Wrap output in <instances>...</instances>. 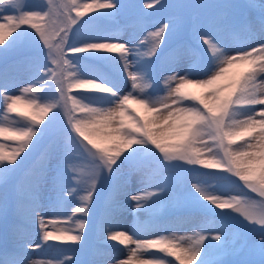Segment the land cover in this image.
Listing matches in <instances>:
<instances>
[{
	"label": "snow or ice",
	"instance_id": "1",
	"mask_svg": "<svg viewBox=\"0 0 264 264\" xmlns=\"http://www.w3.org/2000/svg\"><path fill=\"white\" fill-rule=\"evenodd\" d=\"M155 5L163 7V0H145L142 7ZM120 7L117 0H44L36 8L26 0H0V58L21 49L32 53L0 69V141L11 142L7 150L0 143V187L26 169L58 119L63 125L58 161L50 166L53 154L46 152L27 185L16 186L15 200L0 198V219L12 210L40 234L33 244L13 224L16 243L0 250V264H85L33 259L29 252L68 244L79 251L94 207L98 237L126 251L114 264H264V2L191 5L217 10L212 33L194 29L206 46L203 57L167 43L176 31L171 21L150 30L151 13L139 14L127 40L98 25ZM89 13L95 15L83 19ZM216 33L238 36L235 50ZM21 74L27 81L19 94H10ZM160 86L163 95L156 94ZM173 169L226 180L255 196H225L223 184L194 183L187 202L218 217L222 227L214 233L203 226L184 234L160 231L169 181L157 175ZM134 173L141 174L142 187L129 192ZM48 183L55 193L50 217L40 203ZM121 197L133 202L130 230L115 226ZM153 231L160 234L141 238ZM229 256L241 258L228 262Z\"/></svg>",
	"mask_w": 264,
	"mask_h": 264
},
{
	"label": "rangeland",
	"instance_id": "2",
	"mask_svg": "<svg viewBox=\"0 0 264 264\" xmlns=\"http://www.w3.org/2000/svg\"><path fill=\"white\" fill-rule=\"evenodd\" d=\"M30 8H36L43 4L44 0H26ZM117 2L122 6L118 9L115 17L99 21L98 25L104 29L110 31H118L121 39L127 40L129 33L132 32V24L137 21L139 14L141 12L151 13L146 17L147 27L151 30L157 27L162 21H171L176 25V31L171 36L170 41L167 43L170 46H176L177 44L185 45L191 47L193 52L200 56H205L206 53L204 49L206 48L196 37L195 30L208 31L212 33L214 31L211 20L216 13V9L212 8H195L190 7L191 5H201V4H220V3H234L243 4L247 0H163V7L160 5H155L152 9L143 8L142 5L145 0H117ZM257 4L264 2V0H255ZM95 13H89L83 19L87 20L89 16H94ZM75 27H79L76 25ZM195 29V30H194ZM75 31V29H73ZM216 35L221 36L220 33ZM222 39H226L230 45V50L234 51L236 47V41L239 40L238 36H221ZM22 54H29L26 49L18 50L15 53L10 54L7 59L0 58V69L5 66L12 64L16 59H18ZM81 55V54H78ZM101 71L107 72L108 69L101 66ZM27 81L26 75H19L16 80L9 85L10 94H19V88ZM124 92L130 90V82L126 85H121ZM73 94H77L74 92ZM157 95H163L162 86L158 88ZM258 108L260 106H257ZM51 114H49V117ZM47 123V119L45 120ZM0 143L7 146L11 144L10 141H0ZM63 144V125L57 120L56 127L53 132L46 137L39 147L34 150L33 155L28 162L26 169L19 173L8 185L7 187H0V198L5 195L8 196L10 201L15 200L16 186L18 184L27 185L28 175L37 170L41 163L42 157L46 152L51 151L53 158L50 162V166L54 165L61 154V148ZM149 169H145L148 171ZM201 172H217L219 175H226L225 173H220L218 170L214 169H200ZM140 173H134L131 177V184L129 185V192L133 190H138L142 185L140 184ZM157 178L167 179L169 181V186L167 192L162 198V202L159 206V215L161 217V222L163 228L160 231L167 230V232H176L177 234L191 233L193 230H199L202 226L211 232L219 230L222 225L218 217L215 216H205L197 208L191 206L187 202L188 193L191 191V185L194 183H202L205 185L211 184H223L225 185V190L220 194L228 195H244L245 193L255 196V194L250 193L248 189L241 186L237 188L235 185H231L228 181H217L210 176H202L197 173H186L180 170H171L158 172ZM235 179V178H233ZM242 185V182H241ZM55 193L52 190L50 183L45 184L40 190V203L42 205L41 210L44 212L45 216H51V210L49 208L50 200L54 198ZM107 192L103 193L100 203L101 207L106 203ZM122 209L116 218V227L123 230H130L133 225L136 216L133 211V202L126 199V197H121ZM139 219L148 220L149 217L141 214ZM100 215L97 208H93L90 222L86 231L85 245L79 251L78 245H61V250L42 248L35 251H30L29 256L33 259H43V260H53L57 258L64 259L67 257L68 260H78L83 261L85 264L87 262L98 259L104 262V264H114L115 261L123 259L126 257V251L123 246L117 247H107L98 237ZM16 225L17 235L26 236L27 239L35 244L39 242V231L35 226L24 225L15 216L14 211L10 210L8 218L6 220L0 219V250L5 248L12 249L15 246L16 240L13 238L12 226ZM51 230V229H49ZM160 231H153L141 236V238L148 239L154 238L160 234ZM54 243V242H49ZM114 243V242H112ZM207 246V242H206ZM238 256H229L227 261L231 262L234 259H239ZM169 260L173 258L169 257ZM199 264V261L196 262Z\"/></svg>",
	"mask_w": 264,
	"mask_h": 264
}]
</instances>
